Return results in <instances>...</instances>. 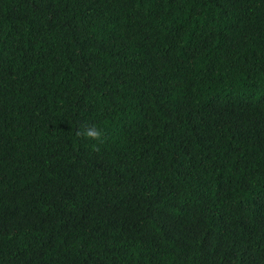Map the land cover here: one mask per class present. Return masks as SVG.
<instances>
[{"label":"trees","instance_id":"obj_1","mask_svg":"<svg viewBox=\"0 0 264 264\" xmlns=\"http://www.w3.org/2000/svg\"><path fill=\"white\" fill-rule=\"evenodd\" d=\"M0 264H264V0H0Z\"/></svg>","mask_w":264,"mask_h":264},{"label":"clouds","instance_id":"obj_2","mask_svg":"<svg viewBox=\"0 0 264 264\" xmlns=\"http://www.w3.org/2000/svg\"><path fill=\"white\" fill-rule=\"evenodd\" d=\"M87 135H89V136H96V135H97V133H95V132H92V131H89V132L87 133Z\"/></svg>","mask_w":264,"mask_h":264}]
</instances>
